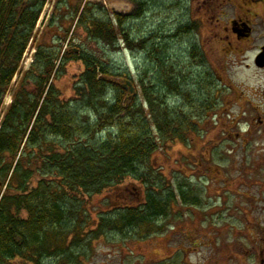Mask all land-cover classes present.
<instances>
[{
	"label": "trees",
	"instance_id": "obj_1",
	"mask_svg": "<svg viewBox=\"0 0 264 264\" xmlns=\"http://www.w3.org/2000/svg\"><path fill=\"white\" fill-rule=\"evenodd\" d=\"M48 1L0 0V111ZM141 5L137 15L146 7L145 2ZM111 15L86 0H59L54 18L60 24L68 21L69 27L64 34L56 30L51 42L39 46L16 86L0 129V264L17 259L77 264L91 241L113 233L127 237L132 232L137 239L154 234L177 204L175 194L162 196L161 186L150 181L163 174H157L153 154L174 141L188 143L199 117L213 112L215 101H194L182 90L176 64L164 57L159 45L150 51L151 39L133 36L129 24L134 15ZM78 26L99 42L122 41L134 52H147L152 59L148 70L157 71L160 84L148 88L144 79L137 84L127 72L112 71L94 56L62 51ZM188 31L189 20L172 38L187 40L190 61L203 70V58L192 50ZM73 60L82 61L85 72L77 96L66 102L56 81ZM203 72L205 85L210 81ZM126 80L134 93L125 87ZM184 93V104L175 108V98ZM127 178L148 187L143 200L114 206L93 219L92 197ZM179 197L189 200L184 191Z\"/></svg>",
	"mask_w": 264,
	"mask_h": 264
},
{
	"label": "rangeland",
	"instance_id": "obj_2",
	"mask_svg": "<svg viewBox=\"0 0 264 264\" xmlns=\"http://www.w3.org/2000/svg\"><path fill=\"white\" fill-rule=\"evenodd\" d=\"M58 1L49 0L44 8L34 31L35 39L27 46L22 69L5 97V107L11 103L22 73L34 61L39 46L51 42L56 30L64 34L69 27L68 21L60 24L54 18ZM89 2L104 7L110 17L113 13L134 15L135 20L129 24L134 29L133 36L144 34L148 41L151 39L150 51L159 45L164 57L176 64L175 73L181 77L182 90L189 93L192 100L210 99L215 101L216 107L213 112L199 117L198 130L189 135L188 143L174 141L153 154L157 174L160 171L163 174L162 177L153 175L150 181L161 186L162 196L169 193L177 196V204L161 222L160 230L143 239L132 237L131 232L127 237L113 233L108 238L91 241L77 264H259L255 257L260 256L264 245V133L254 128L253 133L245 131L243 134V123L249 113L241 115L243 104L236 83L226 87L211 82L206 86L202 84L205 70H197L196 64L190 61L187 40L172 38L180 24L188 21L191 0ZM141 2H145L146 7L137 15L143 6ZM72 39L69 44H62V51L94 56L112 71L127 72L137 84L144 79L148 88L160 84L157 71L148 70L152 59L147 52H134L135 48L122 41L118 45L99 42L80 26ZM231 63L229 59L218 65L214 59V74H221ZM233 71V78L237 79L238 71ZM62 72L56 86L62 93L61 99L70 102L78 94L85 65L82 61H69ZM244 89L247 92L253 88ZM185 93L175 98V108L184 104ZM250 116L256 113L251 112ZM2 118L1 111L0 121ZM147 189L142 182L125 179L115 188L92 197V218L97 219L98 213L114 206L137 205ZM183 191L189 200L179 197ZM194 198L199 202L192 201ZM13 263L27 264L22 259Z\"/></svg>",
	"mask_w": 264,
	"mask_h": 264
},
{
	"label": "flooded vegetation",
	"instance_id": "obj_3",
	"mask_svg": "<svg viewBox=\"0 0 264 264\" xmlns=\"http://www.w3.org/2000/svg\"><path fill=\"white\" fill-rule=\"evenodd\" d=\"M188 20L190 44L205 59L206 79L223 87L236 83L241 115L249 113L243 134L253 133L254 128L264 133V0H191ZM214 59L218 65L229 59L233 63L216 76ZM233 70L238 71L237 79ZM249 86L253 89L246 92ZM255 259L264 264V245Z\"/></svg>",
	"mask_w": 264,
	"mask_h": 264
},
{
	"label": "water",
	"instance_id": "obj_4",
	"mask_svg": "<svg viewBox=\"0 0 264 264\" xmlns=\"http://www.w3.org/2000/svg\"><path fill=\"white\" fill-rule=\"evenodd\" d=\"M127 85L130 87V91L134 93L135 89L130 81L127 82Z\"/></svg>",
	"mask_w": 264,
	"mask_h": 264
}]
</instances>
